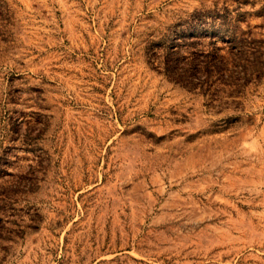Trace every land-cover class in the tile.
I'll use <instances>...</instances> for the list:
<instances>
[{"label":"rangeland","instance_id":"1","mask_svg":"<svg viewBox=\"0 0 264 264\" xmlns=\"http://www.w3.org/2000/svg\"><path fill=\"white\" fill-rule=\"evenodd\" d=\"M0 264H264V0H0Z\"/></svg>","mask_w":264,"mask_h":264}]
</instances>
